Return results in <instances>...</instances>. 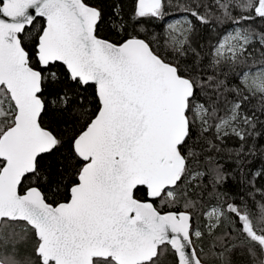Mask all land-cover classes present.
<instances>
[{
  "label": "snow or ice",
  "instance_id": "6c2138e0",
  "mask_svg": "<svg viewBox=\"0 0 264 264\" xmlns=\"http://www.w3.org/2000/svg\"><path fill=\"white\" fill-rule=\"evenodd\" d=\"M0 264H264V0H0Z\"/></svg>",
  "mask_w": 264,
  "mask_h": 264
}]
</instances>
